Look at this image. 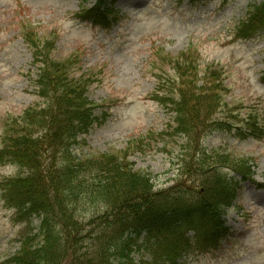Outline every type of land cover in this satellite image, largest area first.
Here are the masks:
<instances>
[{"label": "trees", "instance_id": "16d2710c", "mask_svg": "<svg viewBox=\"0 0 264 264\" xmlns=\"http://www.w3.org/2000/svg\"><path fill=\"white\" fill-rule=\"evenodd\" d=\"M113 3L97 0L94 6L83 5L76 16L109 27L120 18ZM263 32L264 1L248 7L235 34L246 40ZM22 36L33 55L35 92L43 102L27 107L5 126L0 162L17 166L20 172L0 180L1 196L20 219L31 220L8 262L179 264L192 245L199 251L220 246L228 232L224 216L240 192L241 181L260 188L264 184L254 178L253 156L200 144L207 131L231 128L215 117L224 105L219 70L209 66L201 71L193 46L177 56L160 53L161 59L172 63L180 82L163 80L155 96L174 113L168 123L176 135L173 140L185 137L179 144L180 168L185 173L161 190L151 173L135 168L127 148L81 158L73 153L80 136L97 120L96 104L89 97L94 79L75 72L79 59L55 57V38L35 27ZM238 128L245 136H264L255 113ZM191 227L194 241L187 237ZM139 246L146 247V254L137 259L134 252Z\"/></svg>", "mask_w": 264, "mask_h": 264}, {"label": "rangeland", "instance_id": "374dc122", "mask_svg": "<svg viewBox=\"0 0 264 264\" xmlns=\"http://www.w3.org/2000/svg\"><path fill=\"white\" fill-rule=\"evenodd\" d=\"M263 1L117 0L120 18L104 27L76 16L96 0H0V149L6 123L43 102L35 92L32 52L22 36L28 25L34 26L56 39L57 59H79L75 72L94 79L89 97L97 120L73 153L81 158L127 148L135 168L151 173L156 189L167 190L185 173L179 163L185 137L173 140L176 135L167 124L174 114L155 96L163 80L180 82L160 53L177 56L193 46L201 71L209 66L219 70L224 105L215 117L232 125L230 130L207 131L200 144L255 157L256 180L264 183V136H245L238 128L250 113L264 127V33L249 40L234 38L249 5ZM19 171L0 162V180ZM225 220L230 231L219 249L197 251L194 246L180 264H264V190L243 183ZM27 227L0 195V264H10ZM142 253H135L136 258Z\"/></svg>", "mask_w": 264, "mask_h": 264}]
</instances>
